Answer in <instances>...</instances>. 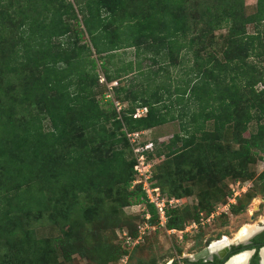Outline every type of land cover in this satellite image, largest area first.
<instances>
[{
    "label": "trees",
    "instance_id": "1",
    "mask_svg": "<svg viewBox=\"0 0 264 264\" xmlns=\"http://www.w3.org/2000/svg\"><path fill=\"white\" fill-rule=\"evenodd\" d=\"M83 1L0 0V79L3 73L17 79L27 71H41L42 94L48 97L38 109L28 110L24 105L33 87L22 88L23 97L17 89L4 94L7 83L0 84V238L8 229L5 246L19 245L9 262V255H0V264H20V257L30 255L26 264H37L42 247L32 229L41 220L70 240L86 221L85 203L99 204L94 196L80 197L107 185L111 171L124 173L122 129L135 133L178 121L181 135L170 145H159L154 155L171 158L168 163L178 159L189 179L201 167L187 156L184 164L179 160L195 152V142L209 140L208 127H257L241 151L233 152L237 161L264 138V0H255L250 15L244 0H149L140 14L125 12L122 0ZM174 69L183 77L173 76ZM98 73L106 84L116 83L113 96L128 104L119 118L93 99ZM130 76L132 82L121 85ZM77 107L76 122L94 138L91 143L115 146L95 162L86 184L72 186L58 157L70 135L67 116ZM142 108L144 115L133 118ZM106 124L111 130L105 134ZM80 159L76 150L67 153L70 169ZM167 168L161 174L171 188ZM93 175L104 181L93 182ZM129 176L127 183L132 163ZM135 192L127 198L146 203L153 215L141 190ZM60 240L54 243L60 246ZM50 252L53 261L55 249Z\"/></svg>",
    "mask_w": 264,
    "mask_h": 264
},
{
    "label": "rangeland",
    "instance_id": "2",
    "mask_svg": "<svg viewBox=\"0 0 264 264\" xmlns=\"http://www.w3.org/2000/svg\"><path fill=\"white\" fill-rule=\"evenodd\" d=\"M122 1L125 12L135 14L143 13L149 3V0ZM81 4H84L83 0ZM254 5L255 0H244L245 14H252ZM75 14L79 19L80 14ZM219 33L222 32L216 34ZM215 53L210 52L211 55H216ZM126 59L132 60V57L127 55ZM170 72L173 76L176 74L180 78L183 77L177 74L181 73L177 69ZM2 75L0 84L3 81L7 83L4 94L8 95L13 89H17L25 97L26 93L22 88L33 87L28 89L30 101L26 103L28 105H24L28 110L34 111L47 102L48 97L42 94L41 71L34 73L30 70L17 75V79L5 73ZM133 77L122 79L121 85L127 86ZM97 85L91 91L93 99L99 102L102 110L113 111L116 118H119L120 111L125 110L128 104L118 102L113 96L112 89L116 83L106 84L98 73ZM255 87L256 90L261 89L258 85ZM108 102L112 103V107L108 106ZM78 109L79 107L73 109L67 116L70 135L58 157L62 164L63 176L72 186L75 182L76 185L86 184L85 180L91 171L95 173V162L101 161L105 151L115 146L110 142L92 144L94 138L91 139L85 132H81L79 123L76 122ZM143 115L138 112V117ZM104 130L105 134L111 130L110 125L106 124ZM208 130L211 132L209 140L195 142V152L187 153L183 160H179L184 164L187 156L192 165L197 163L201 167L200 170L193 169L195 171L191 173L194 174L192 179L185 176L182 165L177 164L178 159L168 163L171 158L154 155L155 148L159 145H170L175 135H181L178 121L141 131L143 144H153V152L148 153L146 158L151 174L147 186L150 184L151 187H156L160 197L166 201L162 224L154 208L152 215L145 206L146 203L134 202L133 198H127V194L136 193L138 188L141 190L143 178L135 175L132 169V179L127 183L131 163L132 168L135 164L133 150L136 145L129 142L126 136L129 133L122 129L124 173L119 175L111 171L107 185L101 186L99 190L90 188L82 197L78 195L83 200L94 196L92 198L97 199L99 204L97 201V206L92 201L85 203L83 212L86 221L72 233L69 241L61 237L54 225L44 220L35 224L32 229L33 238L42 247V251L36 256L37 264H166L172 259L183 257L182 255L196 253L205 242L220 236H234L245 225L258 227L257 221L264 217V138L258 141L257 147H250L247 154L237 161L232 156L233 152L241 151L243 142L249 141V136L257 133V127L253 123L243 127L240 123L224 127L221 131H215L213 127H208ZM97 136L98 132L95 138ZM174 147L179 149L180 144L177 143ZM71 150L81 153V159L74 169H70V162L67 160V153ZM196 154H200L199 161L195 159ZM85 157H91V160L87 161ZM167 167L171 168L169 177L174 181L171 188L168 183L163 182L161 174L167 171ZM98 178L93 175L92 181H104V178ZM152 181L156 182L153 186ZM169 219L171 221L168 227ZM7 231L9 230H2L5 234L0 238V255H9L6 258L9 262L12 256L19 252V245L5 246ZM56 239H61L60 246L54 243ZM50 249H55L53 261L50 259ZM32 257H20V264L28 263Z\"/></svg>",
    "mask_w": 264,
    "mask_h": 264
},
{
    "label": "flooded vegetation",
    "instance_id": "3",
    "mask_svg": "<svg viewBox=\"0 0 264 264\" xmlns=\"http://www.w3.org/2000/svg\"><path fill=\"white\" fill-rule=\"evenodd\" d=\"M262 219L263 221H261ZM262 219L257 221L258 227H255L256 231L244 241H233L211 251L212 245L222 241L224 238L233 240V235L220 236L215 240L205 242V245L194 253L199 254L196 260L191 259L194 254L182 255L183 257L172 259L166 264H228L232 258L242 254H245V257L241 264H263L261 253L264 251V217ZM206 249H210L211 252L203 254L202 252Z\"/></svg>",
    "mask_w": 264,
    "mask_h": 264
},
{
    "label": "built area",
    "instance_id": "4",
    "mask_svg": "<svg viewBox=\"0 0 264 264\" xmlns=\"http://www.w3.org/2000/svg\"><path fill=\"white\" fill-rule=\"evenodd\" d=\"M142 114L145 113V109H136L133 114V118L138 117V112ZM141 132L129 133L127 134V138L130 143L135 144V149L133 150L135 156V164L133 166V173L138 177L143 178V183L141 186V192L144 194V198L147 204L151 205L157 212L159 221L163 224L164 222V211L165 200L160 197L159 190L156 187H151L150 184L147 186V181L151 178V174L149 172L150 166L146 161L148 153H152L153 144L147 142L143 144L141 141Z\"/></svg>",
    "mask_w": 264,
    "mask_h": 264
},
{
    "label": "bare ground",
    "instance_id": "5",
    "mask_svg": "<svg viewBox=\"0 0 264 264\" xmlns=\"http://www.w3.org/2000/svg\"><path fill=\"white\" fill-rule=\"evenodd\" d=\"M263 221V220H262ZM256 228L253 226H250V225H245L243 226L237 233L234 234L233 236V240H229L227 238H224L222 241L216 243V244H213L212 245V250H215L217 249L218 247H222L224 245H227L231 242H235V241H244L246 238H248L255 230ZM209 249V250H210ZM225 249V248H224ZM215 253V252H214ZM223 253V251H222ZM204 254V253H203ZM221 254V253H220ZM207 256V255H206ZM245 257V254H242V255H239L237 257H234L231 259V261L228 263V264H241L243 262V259ZM261 257H262V261H263V264H264V251L261 253Z\"/></svg>",
    "mask_w": 264,
    "mask_h": 264
},
{
    "label": "water",
    "instance_id": "6",
    "mask_svg": "<svg viewBox=\"0 0 264 264\" xmlns=\"http://www.w3.org/2000/svg\"><path fill=\"white\" fill-rule=\"evenodd\" d=\"M211 252L209 249H206L205 251H203L202 253H208ZM199 257V254H194L193 257L191 258L192 260H196ZM184 260V259H183Z\"/></svg>",
    "mask_w": 264,
    "mask_h": 264
}]
</instances>
